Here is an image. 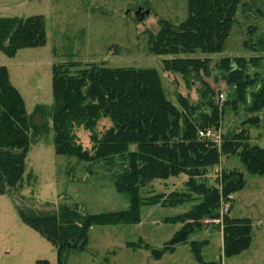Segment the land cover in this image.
I'll list each match as a JSON object with an SVG mask.
<instances>
[{
	"label": "trees",
	"instance_id": "obj_1",
	"mask_svg": "<svg viewBox=\"0 0 264 264\" xmlns=\"http://www.w3.org/2000/svg\"><path fill=\"white\" fill-rule=\"evenodd\" d=\"M240 1L187 0L183 22L160 20L158 32L149 35L150 53L172 57L162 62L163 72L180 75L186 84L199 82L196 104L182 95L176 96V103L170 101L155 69L68 61L52 68L51 107L38 105L28 115L7 69L0 67V195L12 196L20 188L26 152L34 140L50 131L56 155L114 170L112 186L129 202L127 210L98 215L85 214L76 205H62L48 213L16 206L20 220L56 249L58 264H65L69 253L85 250L93 226L137 224L141 205L192 204L177 217L184 224L164 249L172 251L187 243L191 234L207 226L205 220H219V207L231 206L232 196L246 184L243 173L236 170L222 171L220 188L205 182L209 169L223 155H236L246 174L264 178V147L249 143L248 129L221 134L220 145L213 136L221 129L226 106L234 112L239 106L246 107L245 113L252 117L242 124L257 127V116L264 109V75L254 72L250 76L247 66L258 68L262 59L222 58L215 64L219 78L235 89L232 99L220 105L202 80L211 75L210 60L192 57L196 53L215 55L224 49ZM45 42L42 16L0 17V51L5 55L11 57ZM102 120L109 126L98 132ZM78 128L89 133V150L79 143L74 132ZM207 132L211 136L200 135ZM180 176L187 178L183 191L144 196L152 182ZM251 226L249 219H232L228 213L222 216L225 257L249 247ZM204 245L205 241L190 243L199 264H206L201 257Z\"/></svg>",
	"mask_w": 264,
	"mask_h": 264
},
{
	"label": "rangeland",
	"instance_id": "obj_2",
	"mask_svg": "<svg viewBox=\"0 0 264 264\" xmlns=\"http://www.w3.org/2000/svg\"><path fill=\"white\" fill-rule=\"evenodd\" d=\"M139 8L149 10L142 21L134 16ZM32 16L44 19L45 44L21 49L11 57L0 51V67L7 69L28 115L38 105L51 107L52 68L68 61L152 68L158 71L170 101L176 103V96L182 95L198 103L199 82L186 84L180 75L163 72L162 62L172 57L150 53L148 43L149 35L158 32L160 20L179 24L186 19L187 0H0V17ZM192 57L210 60L211 75L202 76V80L220 105L231 100L235 92L216 72L215 64L222 58H261L258 68L247 66V73L264 75V0H241L224 49L215 55L196 53ZM225 108L221 129L213 133L214 141L220 145L221 134L248 129L249 143L264 147V109L257 116V127H249L242 124L252 117L245 113L246 107L239 106L235 112ZM108 126L109 122L102 120L97 131ZM74 132L83 149L89 150V133L82 128ZM25 166L20 188L12 196L0 195V264H35L41 260L58 264L56 249L20 220L16 206L48 213L62 205H76L89 215L127 210L129 206L128 199L112 186L114 170L56 155L50 131L34 140L26 152ZM233 170L243 173L246 184L232 196L228 214L232 219H249L252 225L250 245L242 253L232 257L223 254L224 213L219 220H205L207 226L191 234L187 243L165 251L166 243L184 224L177 217L188 212L192 204L141 205L137 224L93 226L85 250L69 253L65 264H199L193 259L190 243L203 241L201 257L206 264H264V178L246 174L236 155H223L204 179L220 188L222 171ZM186 180L180 176L154 181L143 194L183 191ZM219 208L220 213L222 205Z\"/></svg>",
	"mask_w": 264,
	"mask_h": 264
},
{
	"label": "water",
	"instance_id": "obj_3",
	"mask_svg": "<svg viewBox=\"0 0 264 264\" xmlns=\"http://www.w3.org/2000/svg\"><path fill=\"white\" fill-rule=\"evenodd\" d=\"M149 14V10H143L142 8L137 9V11L134 13V16L137 21H142L145 16Z\"/></svg>",
	"mask_w": 264,
	"mask_h": 264
},
{
	"label": "built area",
	"instance_id": "obj_4",
	"mask_svg": "<svg viewBox=\"0 0 264 264\" xmlns=\"http://www.w3.org/2000/svg\"><path fill=\"white\" fill-rule=\"evenodd\" d=\"M200 135L201 136H204L205 135L206 137H209V136H211V133L210 132H207L205 134L201 133ZM228 211H229V204H224V205H222V208L220 210V215H223V213L224 214H227Z\"/></svg>",
	"mask_w": 264,
	"mask_h": 264
}]
</instances>
